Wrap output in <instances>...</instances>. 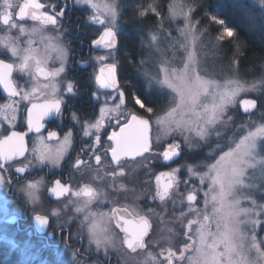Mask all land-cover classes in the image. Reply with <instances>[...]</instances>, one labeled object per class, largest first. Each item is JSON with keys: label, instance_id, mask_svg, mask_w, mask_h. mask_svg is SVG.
I'll return each mask as SVG.
<instances>
[{"label": "rangeland", "instance_id": "rangeland-1", "mask_svg": "<svg viewBox=\"0 0 264 264\" xmlns=\"http://www.w3.org/2000/svg\"><path fill=\"white\" fill-rule=\"evenodd\" d=\"M231 2L236 23L264 41V0ZM11 3L18 6L19 0H0V13ZM74 4L82 23L94 19L92 32L111 28L115 39L120 38L127 0ZM57 5L59 0L50 2L54 14L38 9L41 19L28 15L30 23L17 21L0 29V48L14 50L17 81L32 80L33 91L41 93L30 94L20 84L27 104L57 96L66 79L68 40L74 30L68 29L63 6L56 9ZM195 8L191 0H168L164 15H157L155 25L143 33L138 74L158 105L143 108L150 127L149 150L119 171L106 172L116 176L123 170L124 180L110 182L115 195L99 201L76 200L72 195L59 202L52 214L59 229L49 237L19 219L26 208L21 201L32 216L46 210L41 181L25 180L10 187L7 171L0 170V251L6 259L16 264H169L170 259L172 264H264V61L256 72H249L234 56L226 57L219 36L225 33L223 24L212 29L201 25ZM47 16L58 18L57 23L45 24ZM118 43L100 47L95 79L100 88L111 90L106 105L127 119L135 112L126 107L120 83L117 90L101 75L102 61L111 59L118 79ZM243 97L257 99L254 111L242 112ZM10 103L14 100H0V139L20 122L23 104L20 112L18 104L6 111ZM169 147L182 153L175 164L166 161ZM164 162L177 181L162 195L154 177ZM139 171L143 181L136 178ZM20 185L34 192L21 191ZM79 185L76 182L75 188ZM120 192L121 201L116 198ZM106 200L109 206L104 210ZM116 206L150 220L145 246L134 250L125 246L114 216Z\"/></svg>", "mask_w": 264, "mask_h": 264}, {"label": "flooded vegetation", "instance_id": "flooded-vegetation-1", "mask_svg": "<svg viewBox=\"0 0 264 264\" xmlns=\"http://www.w3.org/2000/svg\"><path fill=\"white\" fill-rule=\"evenodd\" d=\"M52 1L19 0L18 6L13 3L9 4L10 6L0 13V29L7 27L12 22L22 23L26 21L30 23L32 19H29L28 15H32L35 19H41V14L36 11L38 9H45L50 15L54 14L55 11H52L50 7ZM60 7H62V16L68 20L66 23L68 29L73 28L74 31L70 33V39L68 40L70 54L67 65V80L65 79L63 84L58 87L57 96L34 99L28 104L25 103L24 92H22V86L20 85L25 84V82L17 81L15 76L17 63L11 57L14 50L6 47L0 48V61L5 62L12 68L8 76L10 85L3 86L0 82V100L2 102L14 100V103L8 105L6 111H11L18 104L17 109L20 112L23 104L20 122L11 130L20 132L28 130V113L33 103L51 101L55 102L52 104H56L53 108L54 113L51 112V105H48L50 108L43 107L39 111V115H45L42 122L44 127L32 130L27 135L26 153L8 163L0 161V170L7 171L8 178L11 180L10 187L12 184L25 180V183L28 181H41V184H43L41 190L47 199L44 205L46 210L43 211L42 215L32 216L28 213L27 203L19 200L26 207L19 219L23 223L27 222V225L30 226L29 229H33L42 235L48 233L49 237L54 236L56 230L59 229L52 217L53 212H56L54 211L57 207L56 204L72 195L76 197V200L95 198L97 201L104 196L115 195L117 191L110 187V182L112 180H124L123 170L116 173V176H108L106 172H117L121 167L128 165L130 161L142 157L149 150L151 144L150 140V144L144 148L142 153L124 154V151L129 152L131 149H129L128 144L125 146L121 142L123 138L120 133L122 127L127 125L133 118L148 122L144 118L143 101H137V110H135L134 102H132V107L127 105L129 100L126 92L122 90L126 107L135 113L127 119V116L123 117L121 115L119 117L106 105L110 102L111 90L104 87L100 88L95 79L96 68L98 67L96 56L102 53L101 46H114L115 41H117L114 36L115 32L111 28L100 34L97 31L92 32L91 27L94 25L91 23L94 19L90 21L85 16L89 23H82L80 9L75 6L74 0H59L56 9ZM57 20L58 18L54 20L53 16H47L45 18L47 23L45 22V24L50 22L55 24ZM112 39L114 40L112 41ZM18 51L21 52L19 49ZM102 62L101 75L105 77L108 84L120 90L119 84H117V82L120 83L119 72L117 73V79L113 74L114 70L111 68L112 60L108 59ZM5 83H7L6 80ZM33 84L34 82L31 80V83H26L23 87L29 89L30 94H41L33 91L35 87ZM95 124L97 125L96 128ZM181 154V152L173 151L169 147L168 151L165 152L166 161L169 160L168 163L175 164ZM167 165L164 162L163 166L158 167L157 175L154 177L162 195L168 194L177 181L175 173L170 171ZM138 175L137 180L143 181L144 177L141 171ZM76 182L80 184L77 188H75ZM25 188L26 191L34 192L32 187L19 186L21 191ZM121 192L116 197L120 201L124 200ZM76 193L77 195H75ZM22 194L24 195V192ZM193 197V194L189 195L190 199ZM93 203L92 206H96ZM108 204L109 202L106 200L104 205L101 206L105 210L109 206ZM127 210V208L120 209L119 206H116L114 216L121 232L124 233L123 243L128 249L134 250L145 246V239L151 229V222L147 217H136ZM11 219L15 220V218ZM16 222L19 221L16 220ZM71 230L67 231L69 237L72 234ZM169 264H172L171 259Z\"/></svg>", "mask_w": 264, "mask_h": 264}, {"label": "trees", "instance_id": "trees-1", "mask_svg": "<svg viewBox=\"0 0 264 264\" xmlns=\"http://www.w3.org/2000/svg\"><path fill=\"white\" fill-rule=\"evenodd\" d=\"M196 4L194 15L200 24L214 28L215 24H223L224 32L219 35L222 39L221 48L226 57L234 56L245 71H257L264 61V41L251 35L231 15V0H191ZM155 2V3H154ZM168 0H127V6L122 10L125 27L120 31L117 40L118 72L121 89L128 97L127 105L137 110V101H143V107L158 105V98L152 97L146 91V84L140 78L137 62L142 53L143 33L151 29L157 20V15L163 16ZM155 4V5H154ZM253 58L256 62H252ZM252 59V60H251ZM251 60V61H250ZM132 105V106H131ZM144 115L145 112H144ZM0 264H16L6 259L0 251Z\"/></svg>", "mask_w": 264, "mask_h": 264}, {"label": "water", "instance_id": "water-1", "mask_svg": "<svg viewBox=\"0 0 264 264\" xmlns=\"http://www.w3.org/2000/svg\"><path fill=\"white\" fill-rule=\"evenodd\" d=\"M11 66L3 61H0V82L3 86L10 85L9 75L11 71ZM5 80L7 83H5ZM51 101H42L39 103H33L30 107L28 113V125L27 131L20 132L18 130H12L8 135L0 139V161L4 163L10 162L16 157L23 156L27 151V135L31 133L32 130L42 129L44 125L42 124L45 115H39V111L43 107L52 106L51 112L54 113L56 104ZM258 101L252 97H243L240 100V107L243 113H250L256 109ZM121 135L123 138L121 142L128 144L131 151H124V154H139L144 151V148L150 144L149 138V123L146 121H140L133 118L127 125L123 126L121 129ZM121 143V144H122Z\"/></svg>", "mask_w": 264, "mask_h": 264}]
</instances>
